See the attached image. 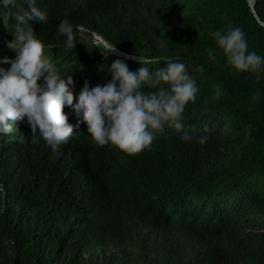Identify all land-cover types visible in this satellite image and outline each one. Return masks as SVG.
<instances>
[{
	"label": "trees",
	"instance_id": "16d2710c",
	"mask_svg": "<svg viewBox=\"0 0 264 264\" xmlns=\"http://www.w3.org/2000/svg\"><path fill=\"white\" fill-rule=\"evenodd\" d=\"M17 4L27 8L26 0ZM36 6L48 22L29 24L50 45L45 55L60 76L73 78L76 100L85 84L101 80L82 73L86 63L65 49L66 37L58 38L64 19L75 45L85 30L139 57L143 65L125 61L132 72L184 63L198 87L182 121L192 140L165 125L149 150L128 155L97 145L82 115L66 107L69 123L80 128L53 151L27 118L17 123L0 134V264H264V65L257 73L235 70L210 35L239 27L249 51L264 58V28L247 0H202L195 17L171 33L165 28L180 21L182 0H36ZM255 10L264 22V0ZM15 11L0 3L4 34L5 22L15 29ZM228 124L236 129L227 133ZM246 128L249 152L224 165Z\"/></svg>",
	"mask_w": 264,
	"mask_h": 264
},
{
	"label": "clouds",
	"instance_id": "9594fccd",
	"mask_svg": "<svg viewBox=\"0 0 264 264\" xmlns=\"http://www.w3.org/2000/svg\"><path fill=\"white\" fill-rule=\"evenodd\" d=\"M3 9L14 8L15 29L5 22L0 31V134L8 135L15 125L27 118L35 135L37 129L53 151L65 144L79 130L80 124L69 123L70 108L88 126V132L99 146L111 144L128 155L149 150L163 133L165 125L177 132L183 131L184 112L189 102H195L198 87L182 62H171L163 69L151 72L141 67L132 72L126 60L143 65L137 56L119 51L108 45V56H123L112 62L109 72L111 82L101 86L84 85L78 102L69 85L71 76L64 79L57 72L51 59L45 55L46 45L36 34L29 21L47 23L45 11L36 6V0H26L27 8L17 0H0ZM59 36L66 37L65 49L74 44V28L68 19L57 26ZM210 35L223 51L228 65L239 72L257 73L264 65V58L256 51H249L244 31L239 27L227 31L217 30ZM210 59L214 50H206ZM15 59H12L13 54ZM151 89L146 91L145 89ZM216 86L214 99L220 97ZM11 121V123L9 122ZM209 129L204 128L207 133ZM208 137L200 138L205 144ZM181 140L189 142L192 136L183 131Z\"/></svg>",
	"mask_w": 264,
	"mask_h": 264
},
{
	"label": "rangeland",
	"instance_id": "374dc122",
	"mask_svg": "<svg viewBox=\"0 0 264 264\" xmlns=\"http://www.w3.org/2000/svg\"><path fill=\"white\" fill-rule=\"evenodd\" d=\"M182 1L185 5V10L181 14L179 22H176L173 25L166 26L165 30L168 33H171L174 30L182 27L183 23H185L189 19L194 18L195 15L197 14V10H196L197 5L202 0H182ZM76 45L77 46L73 47L72 50L78 52L80 57L83 59L84 63H86L85 64L86 66L81 69L82 73L83 72L90 73L89 71H93L92 76H94L95 80H96V77H99L98 81L101 80L98 82V85L103 86L109 83V81H106V80L110 77V72L109 70L103 71L105 68L109 66L106 60L110 58L112 59L119 58V56H115V55L108 56L107 46L110 44L102 37L94 33L83 30L81 33L80 42L77 43ZM131 61H134V60H131ZM102 75L103 77L101 78ZM91 87H95V83L93 86L91 85ZM73 93L76 97V93L75 92ZM76 102H78V100H76ZM226 129H227V133H230L236 128L230 127L228 124L226 126ZM244 130L246 131L244 140L242 141V143H233L232 148L226 154V157L223 162L224 165H231L236 160H238L240 157L244 156L245 154L249 152L250 147H251L250 140L248 138L249 131L247 130V128Z\"/></svg>",
	"mask_w": 264,
	"mask_h": 264
},
{
	"label": "water",
	"instance_id": "95a60500",
	"mask_svg": "<svg viewBox=\"0 0 264 264\" xmlns=\"http://www.w3.org/2000/svg\"><path fill=\"white\" fill-rule=\"evenodd\" d=\"M247 1H248V6L251 10V13L253 14V16L255 17L257 22L264 28V22L259 18L258 14L255 10L256 0H247Z\"/></svg>",
	"mask_w": 264,
	"mask_h": 264
},
{
	"label": "built area",
	"instance_id": "2783aa9c",
	"mask_svg": "<svg viewBox=\"0 0 264 264\" xmlns=\"http://www.w3.org/2000/svg\"><path fill=\"white\" fill-rule=\"evenodd\" d=\"M123 53V52H122Z\"/></svg>",
	"mask_w": 264,
	"mask_h": 264
}]
</instances>
